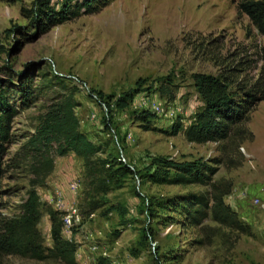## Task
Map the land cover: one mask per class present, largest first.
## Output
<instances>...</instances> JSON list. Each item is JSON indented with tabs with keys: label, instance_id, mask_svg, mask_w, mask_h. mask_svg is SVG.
<instances>
[{
	"label": "rangeland",
	"instance_id": "1",
	"mask_svg": "<svg viewBox=\"0 0 264 264\" xmlns=\"http://www.w3.org/2000/svg\"><path fill=\"white\" fill-rule=\"evenodd\" d=\"M32 1L0 0V78L16 108L0 215L18 212L34 179L27 140L39 115L73 92L80 130L99 151L88 166L72 152L52 153L53 169L36 187L46 246L45 205L57 209L60 193L75 210L62 235L76 244V264L100 257L110 264H264V101L245 123L252 140L197 144L171 134L177 120L187 125L202 105L191 74L239 65L234 79L251 84L264 66V34L233 0H97L96 11L41 33L21 13ZM27 79L33 95L25 101L19 90ZM159 158L210 167L211 181L229 182L223 199L243 231L214 222L210 212L191 223L178 204L188 194L208 196L211 187L153 183ZM118 166L128 172L121 176ZM74 180L76 193L69 188ZM5 264L64 263L6 256Z\"/></svg>",
	"mask_w": 264,
	"mask_h": 264
},
{
	"label": "trees",
	"instance_id": "2",
	"mask_svg": "<svg viewBox=\"0 0 264 264\" xmlns=\"http://www.w3.org/2000/svg\"><path fill=\"white\" fill-rule=\"evenodd\" d=\"M52 1L33 0L29 8H21V13L27 18L29 25L41 33L81 13H92L98 8L97 0H59L58 7L53 6ZM233 2L237 12L245 14L257 30L264 34V0ZM24 28L17 26L15 29ZM2 52L3 48L0 46V54ZM238 66L216 75L201 72L191 74L193 86L202 105L187 125L184 126L177 120L171 128L172 135L182 132L188 142L197 144L216 141L238 144L245 139H253L254 134L245 123L255 106L264 101V66L251 84H243L241 80L234 79L236 72L240 70ZM231 84H234V89L230 88ZM23 85L19 92L22 99L27 101L33 95V85L28 79ZM9 91L4 85V80L0 78V180L5 170L4 157L10 142V124L16 114ZM76 105L73 92L58 99L39 115L35 131L27 140L33 158L34 179L30 182L18 212L11 216L0 215V264H5L6 256L35 260L53 258L64 264H76V244L62 235L64 212L50 205H45L44 212L50 221L51 246L44 244L38 228L44 203L36 189L53 169V152L60 156L72 152L82 158L85 166H88L93 163L92 157L99 151L98 146L80 130L75 113ZM155 162L157 165L149 175V180L153 183H201L211 187L208 196L188 194L178 204L186 208L182 212L191 223H200L210 212L214 222L243 231L235 211L223 199L230 192V184L227 181H211L210 174L213 169L193 162H177L164 158ZM171 170L174 172L173 176L170 175ZM115 172L122 176L128 172V168L118 166ZM95 264L110 263L105 257H100Z\"/></svg>",
	"mask_w": 264,
	"mask_h": 264
},
{
	"label": "built area",
	"instance_id": "3",
	"mask_svg": "<svg viewBox=\"0 0 264 264\" xmlns=\"http://www.w3.org/2000/svg\"><path fill=\"white\" fill-rule=\"evenodd\" d=\"M79 187V182L74 180L71 181L69 183V188L73 193L77 192V189ZM57 198L55 200V207L60 210L63 211V227H62V231L68 229V227L71 226V218H72V213L75 212V210L72 207H65V203L63 202L62 196L60 195V193H57Z\"/></svg>",
	"mask_w": 264,
	"mask_h": 264
}]
</instances>
